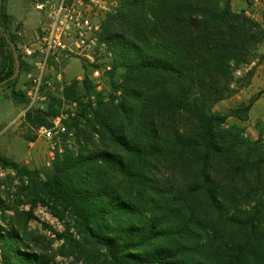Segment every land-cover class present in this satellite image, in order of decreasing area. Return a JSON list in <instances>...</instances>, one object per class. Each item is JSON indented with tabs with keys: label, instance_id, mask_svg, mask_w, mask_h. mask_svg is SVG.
<instances>
[{
	"label": "trees",
	"instance_id": "obj_1",
	"mask_svg": "<svg viewBox=\"0 0 264 264\" xmlns=\"http://www.w3.org/2000/svg\"><path fill=\"white\" fill-rule=\"evenodd\" d=\"M2 2L0 83L15 71L14 51L19 75L29 70ZM101 39L114 56L111 94L95 95L84 77L65 86L63 100L25 115L31 128H50L63 105H75L63 121L73 144L56 152L50 176L0 156L31 210L41 204L71 220L78 239L58 235L60 253L84 264H264V142L225 127L228 118L246 121L261 92L213 111L264 63V25L231 0H118ZM17 80L0 88L25 104ZM11 210L0 197V220ZM31 219L0 225L1 264H55L44 236L27 231Z\"/></svg>",
	"mask_w": 264,
	"mask_h": 264
},
{
	"label": "rangeland",
	"instance_id": "obj_2",
	"mask_svg": "<svg viewBox=\"0 0 264 264\" xmlns=\"http://www.w3.org/2000/svg\"><path fill=\"white\" fill-rule=\"evenodd\" d=\"M19 1L20 0H13V2L16 3V5L21 9L22 13H27V15L31 16L35 20V24H37L43 18V14L34 9V4L36 2H39L40 0H24L25 3L22 5L18 4ZM42 1L43 0H41L40 2ZM110 1L111 0H105L106 3H110ZM247 2L251 6V2L254 3V0H247ZM117 6L118 2L116 7ZM116 7L110 8L109 6H107L108 10L110 9L109 11L107 9H95L93 11L94 16H92L94 18V21H98L101 24L106 14L114 11ZM234 10L239 11V7L235 6ZM250 14L254 16V18H262L264 17V10H258L257 12L253 11ZM11 32L13 35H16L13 30ZM16 37L18 44V42H20V38L17 35ZM30 41L33 42L32 39ZM262 45H264V43L259 46L258 53ZM21 51L22 48L19 49V54L22 58ZM22 60L25 64H27L24 58H22ZM56 70H58V66L53 63L51 69V77L55 74ZM61 70H66L67 76L71 78H64L63 73V79L65 83H67V85H69L72 81L81 82L84 77H86L85 67L82 65V62L77 60L76 58H72L68 62V64H63ZM24 73H20V75L17 77L18 80L15 86V90L21 93H23L22 88L24 84ZM243 73L244 72L242 71L239 74L237 73L236 75L237 77H240ZM120 74L121 71H118L116 73V76L114 78L115 82H118L120 80ZM78 76H80V78L76 79L75 77ZM240 90L230 98L222 101L220 104L218 103L217 105H215L213 111L223 115L232 109H235L242 105H246L257 94L256 93L253 96L246 98L247 96H245V94H241ZM111 92L112 86L110 85L109 81L107 85L106 97L104 98L106 99L111 94ZM94 94L98 95L95 92ZM262 95H264V89L261 90L260 97ZM51 98L52 96L47 94L46 101L43 102V104L39 105L38 109L45 110ZM92 99H94L95 101L94 96H92L91 100ZM25 105L26 103L22 104L14 100L9 89L0 88V156L15 162L30 171L36 172L37 174H39L41 179H47L50 176L51 165L56 152L61 153L64 147H68L67 144H73L74 132L67 131V134L63 136L61 143L57 144L54 150H51L49 142L39 138L37 135V131L40 127L34 129L25 123V115L27 114L25 113ZM69 106L70 104L63 105L60 109V113L70 112L71 110ZM73 112H75L74 108ZM254 116L252 119L253 121L251 120V123L249 125L251 128H253L251 130L249 129V126H240V124H238L240 121L235 118H228L226 120L225 127L239 126L243 130V136L246 139H249L251 141L260 139L262 142H264V122H262L258 118H255ZM256 133H258V135ZM19 186L20 182L16 176V173L13 170L3 169L0 167V197L4 201L5 205L13 209L6 212V222L0 220L2 228H7V223L10 222L16 214L19 215L22 213L31 212L33 219H31L27 223V231L34 233L35 235L44 236L45 241L42 244V247L44 249L42 250H45V252L43 251V253L50 257V259H52L55 264H84V262L79 258L77 254L71 255L60 253V249L64 247L65 243L64 239L58 238V235H63L69 230L68 232L72 234L76 239H78L76 231L71 228V220L69 219V217L66 216V218L62 220L58 218L63 222L64 225V228L59 229L55 225V223L52 222L50 218L52 214L47 207L38 204L34 209H30V205L27 199L18 193ZM48 242H50L51 244L49 248L46 249ZM29 247L30 250H36L40 252L39 249L35 248L31 244H29Z\"/></svg>",
	"mask_w": 264,
	"mask_h": 264
},
{
	"label": "built area",
	"instance_id": "obj_3",
	"mask_svg": "<svg viewBox=\"0 0 264 264\" xmlns=\"http://www.w3.org/2000/svg\"><path fill=\"white\" fill-rule=\"evenodd\" d=\"M117 2L118 0H111L110 3L105 0H43L35 5V10L43 14V21L33 42L21 51L22 58L29 66V70L23 75L25 113L39 110L38 107L46 101L47 94L63 100L67 83L63 79L64 70L61 68L72 58L82 62L86 78L94 92L106 97L110 73L114 68V56L101 39V24L94 21L92 16L95 9L108 10L107 6L116 7ZM53 63L58 66V70L51 77ZM69 107L70 112L60 113L59 117L51 120L50 128L40 127L37 131L39 138L49 142L51 150L67 134L63 121L75 114V105ZM67 145L71 147L72 144ZM50 218L59 229L64 228L63 222L57 217L52 215Z\"/></svg>",
	"mask_w": 264,
	"mask_h": 264
},
{
	"label": "crops",
	"instance_id": "obj_4",
	"mask_svg": "<svg viewBox=\"0 0 264 264\" xmlns=\"http://www.w3.org/2000/svg\"><path fill=\"white\" fill-rule=\"evenodd\" d=\"M40 1L34 4V9L36 4L41 3ZM24 3H25L24 0H20L18 2V4L20 5ZM2 6L5 14L10 19V30L11 31L13 30V32L16 33V35L20 38V42H18L17 44L18 48L20 49L30 46V44L32 43L30 40L31 39L34 40L36 33L39 32V28L43 21V18L37 24H35V20L31 16L27 15V13L26 14L22 13L21 9L16 5V3L13 2V0H3ZM235 6L239 7V11H245V13L248 16H250L252 19H254L256 22L264 25V17L254 18V16L250 14L253 11L257 12L258 10L261 11L264 10V0H254V3L251 2V6L247 2V0L246 1L231 0V7L233 11H235L234 10ZM239 11H235V12H239ZM259 54L264 55V45L261 46L259 50ZM70 60L67 61V64ZM63 73H64V78L71 79L70 77L67 76L66 70H64ZM75 78L79 79L80 76ZM262 89H264V63H260V64L258 63L255 68L254 75L251 78L250 85L240 90V93L245 94V96H247L246 98H249L250 96H253L256 93L261 92ZM253 116L264 122V95L259 97L254 102L248 114L249 118L244 122L238 121L239 122L238 124H240V126L242 127L249 126L251 120L253 119ZM249 129L251 130L253 128L249 126ZM256 134L258 135V133Z\"/></svg>",
	"mask_w": 264,
	"mask_h": 264
},
{
	"label": "water",
	"instance_id": "obj_5",
	"mask_svg": "<svg viewBox=\"0 0 264 264\" xmlns=\"http://www.w3.org/2000/svg\"><path fill=\"white\" fill-rule=\"evenodd\" d=\"M0 31L2 32L1 27H0ZM2 34L6 39H8L7 34H5L3 32H2ZM13 55H14V60H15V71L10 78H8L5 81H3L2 83H0V87L6 85L7 83H9L13 80H15L19 76V61L17 59V54L15 53V51L13 52Z\"/></svg>",
	"mask_w": 264,
	"mask_h": 264
}]
</instances>
